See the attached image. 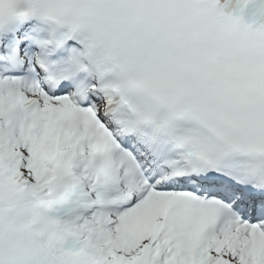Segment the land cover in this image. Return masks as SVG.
I'll return each instance as SVG.
<instances>
[{"label":"snow or ice","instance_id":"snow-or-ice-1","mask_svg":"<svg viewBox=\"0 0 264 264\" xmlns=\"http://www.w3.org/2000/svg\"><path fill=\"white\" fill-rule=\"evenodd\" d=\"M0 264H264V0H0Z\"/></svg>","mask_w":264,"mask_h":264}]
</instances>
